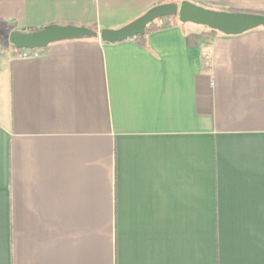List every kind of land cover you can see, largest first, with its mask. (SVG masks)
I'll use <instances>...</instances> for the list:
<instances>
[{
    "label": "crops",
    "instance_id": "0c3cea01",
    "mask_svg": "<svg viewBox=\"0 0 264 264\" xmlns=\"http://www.w3.org/2000/svg\"><path fill=\"white\" fill-rule=\"evenodd\" d=\"M182 1L0 0V264H264V28L3 40Z\"/></svg>",
    "mask_w": 264,
    "mask_h": 264
},
{
    "label": "water",
    "instance_id": "95a60500",
    "mask_svg": "<svg viewBox=\"0 0 264 264\" xmlns=\"http://www.w3.org/2000/svg\"><path fill=\"white\" fill-rule=\"evenodd\" d=\"M161 18H175L181 24L204 26L227 36L264 28V15L218 11L182 1L179 4L166 3L152 7L137 19L115 30L104 29L97 34L81 27L51 25L34 33L11 31L8 43L17 50H39L57 40L89 35H98L105 43H115L144 36L145 29Z\"/></svg>",
    "mask_w": 264,
    "mask_h": 264
},
{
    "label": "trees",
    "instance_id": "16d2710c",
    "mask_svg": "<svg viewBox=\"0 0 264 264\" xmlns=\"http://www.w3.org/2000/svg\"><path fill=\"white\" fill-rule=\"evenodd\" d=\"M175 19V18H161L156 20L155 22H152L146 29H145V34H148L150 32L164 29L170 26V20ZM137 41H141L142 37L137 36L135 38ZM12 50H17L14 47L10 46ZM42 51H46V48H44Z\"/></svg>",
    "mask_w": 264,
    "mask_h": 264
},
{
    "label": "built area",
    "instance_id": "2783aa9c",
    "mask_svg": "<svg viewBox=\"0 0 264 264\" xmlns=\"http://www.w3.org/2000/svg\"><path fill=\"white\" fill-rule=\"evenodd\" d=\"M37 56H38L37 49H34V50L22 49V50H18L16 57L20 59H27V58L37 57Z\"/></svg>",
    "mask_w": 264,
    "mask_h": 264
},
{
    "label": "rangeland",
    "instance_id": "374dc122",
    "mask_svg": "<svg viewBox=\"0 0 264 264\" xmlns=\"http://www.w3.org/2000/svg\"><path fill=\"white\" fill-rule=\"evenodd\" d=\"M200 6H201V5H200ZM202 7H204V6H202ZM205 8H207V7H205ZM3 40H4V44H5V46L8 45V40H7V37H6V36L3 37Z\"/></svg>",
    "mask_w": 264,
    "mask_h": 264
}]
</instances>
